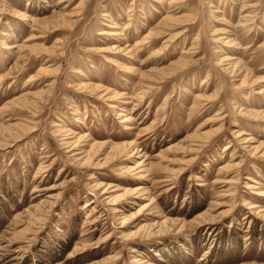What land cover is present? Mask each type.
I'll list each match as a JSON object with an SVG mask.
<instances>
[{"label":"rangeland","instance_id":"rangeland-1","mask_svg":"<svg viewBox=\"0 0 264 264\" xmlns=\"http://www.w3.org/2000/svg\"><path fill=\"white\" fill-rule=\"evenodd\" d=\"M263 151L264 0H0V264H264Z\"/></svg>","mask_w":264,"mask_h":264},{"label":"bare ground","instance_id":"bare-ground-1","mask_svg":"<svg viewBox=\"0 0 264 264\" xmlns=\"http://www.w3.org/2000/svg\"><path fill=\"white\" fill-rule=\"evenodd\" d=\"M23 16H25V15H23ZM34 18H31L30 20H33ZM30 39V38H29ZM130 68V67H129ZM94 90V89H98V86H94V87H92L91 88V90ZM105 92V91H104ZM99 94V93H98ZM98 96H100V97H104V96H106L105 98H106V100H112V97L109 95V93H107V92H105V93H102V94H99ZM123 121H128V118H124L123 119ZM207 136V135H206ZM19 138V137H18ZM81 141H84V139H83V137H78L77 139H76V141H74V142H69V141H67L66 142V144H67V147H68V145L70 146V145H73L72 147H71V149H75L76 148V146H77V144L79 143V142H81ZM246 142V141H245ZM129 146V145H128ZM264 152V151H263ZM253 153V152H252ZM77 155H76V153L74 154V157H76ZM78 158V157H77ZM78 160H80L79 158H78ZM140 178V177H139ZM140 189V188H139ZM104 193V192H103ZM256 194H258V195H260V196H263L264 194H262V193H258V192H256ZM147 206V205H146ZM258 206L257 205H255V204H248V209H250V210H252V209H255V208H257ZM157 255V254H156Z\"/></svg>","mask_w":264,"mask_h":264}]
</instances>
